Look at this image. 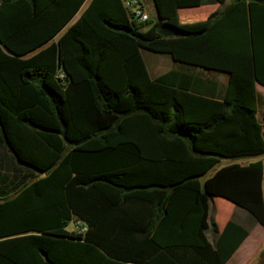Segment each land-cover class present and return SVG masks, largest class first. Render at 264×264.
<instances>
[{
  "label": "trees",
  "instance_id": "obj_1",
  "mask_svg": "<svg viewBox=\"0 0 264 264\" xmlns=\"http://www.w3.org/2000/svg\"><path fill=\"white\" fill-rule=\"evenodd\" d=\"M153 1L141 31L123 0H0V264H226L248 234L211 244L213 198L264 226V161L205 178L264 157V0L200 28L179 10L203 0ZM142 50L228 74L224 95L153 80Z\"/></svg>",
  "mask_w": 264,
  "mask_h": 264
},
{
  "label": "crops",
  "instance_id": "obj_2",
  "mask_svg": "<svg viewBox=\"0 0 264 264\" xmlns=\"http://www.w3.org/2000/svg\"><path fill=\"white\" fill-rule=\"evenodd\" d=\"M142 1L145 5L144 0ZM234 1L235 0H226L224 4H221L217 3L215 0H203L200 7L182 8L179 10L180 22L186 26L193 25L192 27L197 26V28H200L202 27V24L205 25L207 23L211 15L215 13H222ZM86 6L87 5H85V7ZM85 7H83V9L76 16L74 19L75 21L80 17ZM144 51L149 50H142V56L147 66L149 75L153 80L164 75L171 74L170 82L172 84H178L183 88H193L199 91H206L217 96L224 95L229 83L228 74L175 62L170 54L149 51L151 53H148V55L145 56ZM258 88H261L264 91V86L257 83L256 92ZM259 113L263 117L264 121V110L262 111V108L258 111L257 116ZM260 122L262 121L260 120ZM257 161H264V157H251L244 162H232L229 165L239 164L241 166H247L250 163ZM223 205H227L229 207L228 214L224 212ZM212 221L216 223L218 231L214 232L212 229H209L207 237L213 246L219 247L220 249L228 246L229 237H234L240 234L238 229L230 227L226 230V233L222 235L228 222L231 221L235 225L244 229L248 234L226 264H263L264 226L253 215H251L247 210L234 205L227 200L222 198H213L210 202L209 211V222L211 223Z\"/></svg>",
  "mask_w": 264,
  "mask_h": 264
},
{
  "label": "rangeland",
  "instance_id": "obj_3",
  "mask_svg": "<svg viewBox=\"0 0 264 264\" xmlns=\"http://www.w3.org/2000/svg\"><path fill=\"white\" fill-rule=\"evenodd\" d=\"M145 2V10L149 16V20L148 21H141L139 19H135L133 22L135 24V26L137 28H139L141 31H146L148 30L150 27H152L153 25L157 24L158 21H159V18H158V14H157V11H156V7H155V4H154V1L153 0H144ZM75 22V20L72 21V23ZM145 53V56L148 55V53H151L149 51H144ZM256 95H257V99H258V111L262 108V111L264 110V91L261 89V88H258L257 92H256ZM258 117H259V121L261 120V124L264 125V121H263V117L260 115V113L258 114ZM263 136H264V129H263ZM248 158H241V159H223V158H220L219 159V163L215 166L214 169H212L207 175L205 178H208L210 176H212L214 174V172L220 168V167H223V166H226V165H229L231 164L232 162H236V163H241V162H244L246 161ZM215 206V204H214ZM223 209H224V212L225 213H229L228 212V209L229 207L227 205H223ZM85 227L84 225L81 223V222H78V221H74L71 226L69 227V230L71 231H82L84 232L85 231ZM263 236H264V233H263Z\"/></svg>",
  "mask_w": 264,
  "mask_h": 264
},
{
  "label": "built area",
  "instance_id": "obj_4",
  "mask_svg": "<svg viewBox=\"0 0 264 264\" xmlns=\"http://www.w3.org/2000/svg\"><path fill=\"white\" fill-rule=\"evenodd\" d=\"M124 6L130 13V15H132L133 18L145 22L149 20V16L145 10L144 3L142 0H126L124 1ZM263 264H264V255H263Z\"/></svg>",
  "mask_w": 264,
  "mask_h": 264
}]
</instances>
